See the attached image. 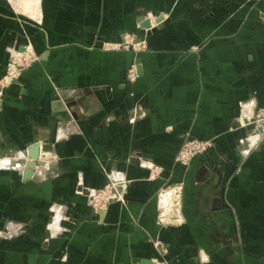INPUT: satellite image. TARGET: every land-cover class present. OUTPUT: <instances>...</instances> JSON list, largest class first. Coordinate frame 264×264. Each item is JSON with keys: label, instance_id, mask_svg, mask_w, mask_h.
<instances>
[{"label": "crops", "instance_id": "obj_1", "mask_svg": "<svg viewBox=\"0 0 264 264\" xmlns=\"http://www.w3.org/2000/svg\"><path fill=\"white\" fill-rule=\"evenodd\" d=\"M41 9L36 25L0 0V76L11 49L29 40L37 54L1 102L0 264H264V144L244 154L254 126L236 128L241 101L264 107V0H41ZM142 15L163 20L145 30ZM125 32L147 49L101 47ZM186 136L214 144L182 168ZM35 139L54 154L24 180ZM140 158L161 166L159 177ZM115 179H126L123 194L93 209L86 192ZM179 180L183 222L159 225L156 192Z\"/></svg>", "mask_w": 264, "mask_h": 264}, {"label": "rangeland", "instance_id": "obj_2", "mask_svg": "<svg viewBox=\"0 0 264 264\" xmlns=\"http://www.w3.org/2000/svg\"><path fill=\"white\" fill-rule=\"evenodd\" d=\"M5 1L8 4V6H10L12 8V10L17 15L25 17L27 20H29L32 23H35L36 25H41L42 18H43V13H42V9H41V0H37L38 6L36 9L35 15H30L28 13H25V12L17 9L11 0H5ZM160 16L162 17V15H157V16H154L153 19H151L150 16L145 17L142 15V19L140 21L139 26L145 30H152L153 28H155L161 24V22L156 21L157 18ZM259 18H261V16ZM144 20H147L149 22V24H150L149 28H144L142 26V22ZM135 39L136 38H135L134 33L125 32L123 35V39H121L120 41L103 42L101 44V47L103 49H108V50H110V49H112V50L125 49V50L135 51L133 48L134 46L132 45V43L134 42L137 47H140L139 51H143V50L147 49V42L145 40H143V39L135 40ZM26 42L27 43L24 45V47L21 50L11 49L9 51L8 60H7L6 66H5V71H4L3 75L0 76V86L1 85L4 86V79H5V74H6L8 65L14 64L16 66V69L20 70V72H21L19 74V76H20L37 59V54H36L34 48L32 47L31 42L29 40H27ZM137 43H139L138 44L139 46L137 45ZM125 46H127V47H125ZM27 53L28 54L30 53V55L28 58H25V57H27ZM133 64L134 63H131L127 67L126 73H125L126 81H128L129 83H133L138 77L137 69H136L137 75L134 74V76H133V72L131 71ZM13 82L14 81H12L11 83L6 84L4 86L5 87L4 92L0 96V108H1L2 99L5 95L6 88L9 85H11ZM238 106H239V108H238L236 128H245V127H248L250 125L254 126V129H251L243 137V140L246 143L243 151L245 152L244 154H247L249 151L256 148L258 145L264 144V130L262 133H260V132L256 131V127H255V123H257L258 121L264 120V107H258L255 103L254 97H251L249 99L241 101ZM135 115H136V113H133V117H135ZM213 144H214V139L211 137L202 138V137L186 136L184 138V140L182 141V143L180 144L178 150H177V153L175 155V163L178 166L185 168L192 162L193 159H195L196 157H198V156L204 154L206 151H208V149H210L213 146ZM53 152H54V149H53L51 143H49V141H48V144H45L44 151H41V153H40L41 161L43 162V160L45 159L44 157L42 158L43 153H48L47 156H50L49 154L52 155V154H54ZM23 157L26 158V149L23 152ZM138 161H139V163H141V165H143V167L148 168V170H149L148 178L149 179H155V178L159 177V175L162 171L161 166H159L155 163H151L150 161H146V160L141 159V158L138 159ZM125 180L124 179H122V180H116V179L110 180L107 184H105V185H103L97 189L88 190L86 192V195L88 198L89 205L93 209L104 208L109 203L119 199L120 195L123 194V192H124V188L126 187L127 181H125ZM118 187L121 188V191L117 190ZM183 188H184V186H183L182 180L172 182V183H165V184L161 185V187L156 192V204H157V197L159 194H167L168 192H170V193L179 192L180 196H181L180 209L182 210ZM78 191L83 192L82 186L78 187ZM50 208H51V212H52V218H54L57 211H58V206L55 204V205H53V208H52V206ZM157 215H158V211H157ZM156 221L159 225H163V226L164 225H179L183 222V214H182L181 222L177 223V224H174V223H168V224L163 223L162 224V223L158 222L157 218H156ZM51 224L52 223H49V228H50Z\"/></svg>", "mask_w": 264, "mask_h": 264}, {"label": "built area", "instance_id": "obj_3", "mask_svg": "<svg viewBox=\"0 0 264 264\" xmlns=\"http://www.w3.org/2000/svg\"><path fill=\"white\" fill-rule=\"evenodd\" d=\"M138 44L139 43H137V45ZM132 45L134 46L133 48L135 51L140 50V47H137L134 42L132 43ZM29 55L30 53L29 54L27 53V57L25 58H28ZM131 71L133 72V76H134V74H136L135 64L132 65ZM20 73H21L20 70H17L14 64L8 65L4 79V86L6 84L11 83L12 81L17 80ZM4 86L3 85L0 86V96L4 92V88H5ZM180 203H181V196L179 192L176 193L168 192L167 194H159L157 197L158 215L156 216L158 222L162 224L180 223L182 220V210L180 209Z\"/></svg>", "mask_w": 264, "mask_h": 264}, {"label": "water", "instance_id": "obj_4", "mask_svg": "<svg viewBox=\"0 0 264 264\" xmlns=\"http://www.w3.org/2000/svg\"><path fill=\"white\" fill-rule=\"evenodd\" d=\"M156 21L161 22L162 17H158ZM142 26L144 28H149L150 24L147 20H144ZM255 127L256 131L262 133L264 130V120L255 123ZM45 144H48V139H43L42 141L35 139L26 147V159L22 171V177L24 180L29 179L34 172L35 167L42 163L40 153L41 151H44ZM117 190L121 191V188L118 187ZM144 264L157 263L147 260Z\"/></svg>", "mask_w": 264, "mask_h": 264}, {"label": "bare ground", "instance_id": "obj_5", "mask_svg": "<svg viewBox=\"0 0 264 264\" xmlns=\"http://www.w3.org/2000/svg\"><path fill=\"white\" fill-rule=\"evenodd\" d=\"M14 6L30 15H35L37 9V0H11Z\"/></svg>", "mask_w": 264, "mask_h": 264}]
</instances>
